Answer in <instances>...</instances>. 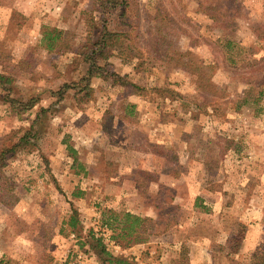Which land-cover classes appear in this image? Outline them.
Returning a JSON list of instances; mask_svg holds the SVG:
<instances>
[{"label":"rangeland","instance_id":"1","mask_svg":"<svg viewBox=\"0 0 264 264\" xmlns=\"http://www.w3.org/2000/svg\"><path fill=\"white\" fill-rule=\"evenodd\" d=\"M128 1L0 0V264H109L101 247L135 264H246L264 251V0ZM159 2L179 22L173 45L210 67L209 91L142 59ZM91 23L93 41L123 33L128 59L118 45L93 54ZM45 25L72 48H43ZM124 211L151 218L131 243L106 224Z\"/></svg>","mask_w":264,"mask_h":264},{"label":"trees","instance_id":"2","mask_svg":"<svg viewBox=\"0 0 264 264\" xmlns=\"http://www.w3.org/2000/svg\"><path fill=\"white\" fill-rule=\"evenodd\" d=\"M120 4L123 5V13L129 6L128 0H117ZM203 3L201 2L200 5ZM219 17V16H218ZM152 20V25L150 28V36L147 41H145L142 47V59L146 57L148 60H152L154 63H157L158 66L169 69V68H183L192 73L198 75V89L202 92L209 91V87H213L212 82V72L208 65L204 64V61L201 59V56L192 51L187 50L183 51L176 48L173 44V41L170 39L171 31L175 30L176 27H179V22L172 18V14L165 10V6L162 2L158 3L156 11L150 15ZM175 28V29H174ZM95 24H90V37L88 38L85 46H90L93 54L105 53V50L110 46L118 45L119 53L118 55L122 59H128L126 52L128 51V46L124 45L122 41L123 33L109 31L107 28H103L97 31L98 37L96 41H93L92 34L96 31ZM69 32L65 29H61L56 26L45 25L41 32V45L43 48L49 52H65L72 48L70 40H68ZM233 42L228 41L227 45H231ZM226 45V46H227ZM129 56V54H128ZM148 56V57H147ZM144 60L142 61V64ZM5 77L0 75V78ZM134 89L131 91L133 94L146 96L147 86L139 85L137 83H130ZM170 92V95L181 97L182 93L172 89H167ZM200 94V93H199ZM202 99L205 100V96L201 95ZM205 103V102H204ZM203 102L200 104V107L204 108L206 104ZM70 150L74 151V148L70 147ZM74 162H78V158L73 153ZM1 160V158H0ZM79 171H82L81 169ZM202 203L204 200L201 198ZM75 216H72L70 226L74 227L76 225ZM117 221L115 225L114 221ZM151 221V218L148 216H141L135 214L131 211H124L121 213L114 212L110 219L106 220V224L115 229L118 235L126 234L131 236L127 243H131L132 236L134 234H144L147 229L148 222ZM100 246V243H98ZM101 252L105 253L107 258H104V263L109 262V264H135L131 262L126 256H114L113 254L106 251L105 247H101ZM246 264H264V251H255L252 255L250 262Z\"/></svg>","mask_w":264,"mask_h":264},{"label":"crops","instance_id":"3","mask_svg":"<svg viewBox=\"0 0 264 264\" xmlns=\"http://www.w3.org/2000/svg\"><path fill=\"white\" fill-rule=\"evenodd\" d=\"M58 27V26H57ZM60 28V27H59ZM143 100V99H142Z\"/></svg>","mask_w":264,"mask_h":264}]
</instances>
